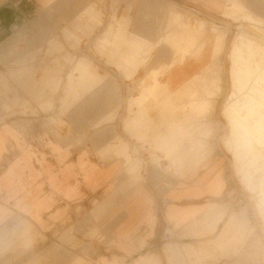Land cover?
I'll list each match as a JSON object with an SVG mask.
<instances>
[{"label":"rangeland","instance_id":"rangeland-1","mask_svg":"<svg viewBox=\"0 0 264 264\" xmlns=\"http://www.w3.org/2000/svg\"><path fill=\"white\" fill-rule=\"evenodd\" d=\"M140 1L57 0L52 5L41 6L37 0L34 4L4 0L6 14L12 15L10 22H13L0 24V74L5 76L6 85L15 90L5 91L0 84V98L9 102L5 107L0 99V130L10 125L17 129L19 148L13 147L10 133H4L8 139L0 155V178L20 156V151L30 145L36 156L34 172L22 173V178L25 182L34 178L36 199L43 200L49 188L57 193L60 185L49 179L50 172L57 173L62 167L51 164V155L65 151L66 187L71 188L74 182L77 189H83L84 205L79 209L67 207L64 214L40 212L41 221H34L29 244L10 245L11 248L0 254V264H48L44 259L46 254L58 252L62 245L69 252L83 254L107 249L110 238L106 225L112 215L108 209L120 185L126 184V191L134 190L127 182V168L132 162L137 165L135 176L139 187L163 191L182 185L188 175L177 174L159 149L164 133H155L157 148L151 145L149 134L147 139H139L135 130L125 127V122L144 107L147 125L162 129L154 92L163 74L171 69H191L192 74L188 75L166 124L171 130L178 128L179 132L165 133L178 136L180 144L195 142L201 156L206 141L209 150L207 159L201 161L188 178L208 169L220 172L227 189L221 199L229 201L230 207L233 203L244 214L258 218L264 226V138L255 130L260 120L261 131H264V0H248V4L220 0L221 7L216 11L205 7L212 10L210 12L171 0ZM258 1L262 4L257 5ZM87 7L93 8L94 17L86 16L82 26H75L76 17L83 15ZM118 23L124 24L125 37L139 34L152 46L132 79L125 78L114 61L99 48L103 31L109 25L116 31ZM27 28H33V37L21 32ZM145 30L150 35H146ZM68 31L71 34L67 35ZM27 45L30 52H26ZM159 48L162 62L157 59ZM81 57L89 62L90 70L98 78L93 81L92 90L64 107L66 73L77 76L75 63ZM27 64L28 69L17 67ZM47 69H51L59 81L54 89L50 87L53 84L43 86L39 100L33 99L11 77L12 72L28 70V78L38 82ZM105 88L109 93L123 94L122 98H126V113L120 117L121 132L114 131V116L109 109L97 124L79 128L74 118L76 107L85 103L90 93ZM140 93L146 99L142 108L138 106ZM11 98L15 99L10 103ZM47 103L50 105L45 106ZM95 130H100L98 138L97 134L93 136ZM13 141L17 142L16 138ZM50 142L56 146L66 145V148L49 149L47 146L53 147ZM98 145L102 147H96ZM114 146L124 148L128 158L114 153ZM75 157H82L83 166L72 162ZM76 173L81 174V182L75 180ZM108 174L110 180L100 178ZM89 191L93 193L91 199ZM9 194L0 185L3 206L10 208L21 203L20 196ZM21 208L19 206L17 213L18 228L13 229L18 233L27 223V213L21 212ZM11 237L19 241L18 235ZM49 242L50 249L46 246Z\"/></svg>","mask_w":264,"mask_h":264},{"label":"crops","instance_id":"crops-1","mask_svg":"<svg viewBox=\"0 0 264 264\" xmlns=\"http://www.w3.org/2000/svg\"><path fill=\"white\" fill-rule=\"evenodd\" d=\"M29 1L34 4V0H21V4ZM37 1L41 6H48L57 0ZM171 1L181 5L186 4L193 8H200L205 12L216 11L222 4L220 0ZM236 2L248 4V0H236ZM4 3V0H0V24L2 22L9 24L13 22H10L12 15L6 14L8 10H5ZM140 3L143 5V1H140ZM256 4H262V1H258ZM148 6L153 7L151 4H148ZM205 7L212 10H207ZM83 12V15L76 17L74 25L77 27L82 26L86 16L89 18L94 17L92 7L85 8ZM123 25L118 23L116 31L109 25L99 39V48L102 53L114 61V64L122 71L125 78L132 79L138 65L146 60V54L150 53L152 46L145 38L141 39L139 34L125 37V27ZM21 32L28 37L34 36L33 28H27ZM66 34L69 35L71 32L68 31ZM1 35L2 33H0ZM146 35H150V32L146 31ZM27 42L29 44L30 41ZM26 52H30L29 45H27ZM157 59L162 62L163 56L160 48L158 49ZM89 66V62L81 57L75 63L77 76L75 77L71 72L66 73L64 107L73 104L82 94L92 90L93 81L97 80L98 75L96 76ZM17 67L28 69L30 66L27 64ZM191 74V69H171L165 72L162 80L157 83L154 95L160 111L162 129L154 124L147 125L146 116L143 115L144 107L142 108L146 99L142 93H140L141 97L138 101V106L142 108V111L125 122V127L129 130H135L139 139H147L149 134L151 136L149 140L154 147H157L158 143L155 133H164V141L159 147L163 152V157L169 161L171 168L177 174L181 176L188 175V177L195 172L201 161L207 159L209 151L207 141L204 142L206 147H203L204 152L201 156L196 151L195 142L180 144L178 136H168L166 133L174 132L177 134L179 130L178 128L171 130L166 124L173 108L177 106L178 96L182 94L188 75ZM11 77L15 83L24 87L35 100L40 99L43 86L53 84L50 87L54 89L59 81L51 69H47L40 76L38 82L28 78L30 77L28 70L12 72ZM0 84H2L5 91L12 92L15 90V88L6 85L3 74H0ZM108 90V88L107 90L105 88L90 93V97L86 98L85 103L76 107L74 118L75 124L79 128H83L88 124L91 126L97 124L100 122L98 121L99 118L104 115V111L109 109L108 111H111L112 116H114L112 123L114 131L116 133L121 132L122 120H120V117L123 118L126 113V98H122L123 94L109 93ZM0 99L2 101L1 105L7 107L9 102H5L3 98ZM13 99L15 98L10 99V103ZM39 104L44 106V103L40 102ZM258 104L261 105V103ZM49 105V103L45 104V106ZM257 125V129L255 128L257 134L260 132L258 135L261 134L260 137L264 138V131H261L260 128V120L257 121ZM3 129L0 130V155L2 150L6 148L8 139V136L4 135L6 132L11 135L13 147L19 148L18 136L16 135L18 130L12 125L10 127L4 126ZM99 132L100 130L93 131V136L97 134L98 138ZM14 138L17 142L13 141ZM50 143L53 147L47 146L49 149L54 147L58 149L66 148V145L57 144L58 146H56V143ZM96 147L102 146L98 145ZM112 150L114 153H122L128 158L124 148L114 146ZM32 151L30 145L23 148L20 151V156L0 178L1 188L9 191L11 196L21 197V199L19 198L21 203L10 205V208L0 203V254H3L10 245L16 246L17 243L19 245L29 244L31 239L30 230L34 226V221H41L40 212L64 214L67 207L79 209L84 205L83 189H77L74 182L70 184L71 186L74 185L71 188L67 189L66 187L68 173L67 168L63 166H66L68 162L65 151H59L51 155L53 156L51 164L62 166L57 173H49L50 180L53 179L60 183L58 192L56 193L55 190L49 188L46 191L47 194H43L45 195L43 200L36 199L37 191L33 187L34 178L26 179V182L22 178V173L34 172L33 165L36 156ZM82 157H75L72 162L83 166L84 157L83 160ZM127 162L128 160H126ZM217 165L218 162L215 163V166ZM135 167L137 165L132 162L127 168L129 172V181L127 182L129 187L134 190L126 191V184H122L119 187L118 194L112 196L113 205L108 209V212L112 215H110L106 225L107 234L110 238L107 243L108 248L101 249L96 253L83 254L81 251L69 252L62 245L63 247L58 252L46 254L44 259L48 264H264V226L258 218L256 220L253 215L244 214L237 206H233V203L230 207L228 205L229 201L221 199L226 196L227 189L226 181L220 172H212L209 169L204 170L197 176L187 177L185 183L183 182L181 186L175 185L163 191H156L139 187L135 176L137 169ZM89 177L87 179L91 180ZM74 178L78 182L82 181L80 173H76ZM74 178L68 180L74 181ZM100 178L105 181L110 180L111 177L108 174ZM121 193L123 194L121 195ZM119 195H121V198L118 197ZM92 196V191H89L88 197L91 199ZM89 200L88 206H91ZM19 201L17 200V203ZM19 206L22 207L21 212L27 213V223L21 226V231L18 233L17 231L14 232L13 229L18 228L17 213H19ZM13 234L18 235V242L14 240V237H11ZM46 246L50 249L51 242L47 243Z\"/></svg>","mask_w":264,"mask_h":264},{"label":"bare ground","instance_id":"bare-ground-1","mask_svg":"<svg viewBox=\"0 0 264 264\" xmlns=\"http://www.w3.org/2000/svg\"><path fill=\"white\" fill-rule=\"evenodd\" d=\"M197 40H198V39H197ZM253 99H254V98H253ZM258 105H259V104H258ZM258 105H257V106H258ZM250 107H251V106H250ZM259 133H260V132H259ZM259 133H258V134H259ZM261 139H262V138H261ZM257 140H258V138H257Z\"/></svg>","mask_w":264,"mask_h":264}]
</instances>
